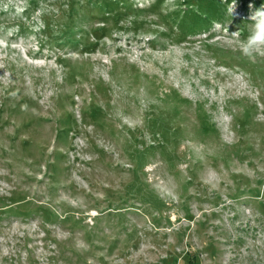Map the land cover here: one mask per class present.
Masks as SVG:
<instances>
[{"label": "rangeland", "instance_id": "obj_1", "mask_svg": "<svg viewBox=\"0 0 264 264\" xmlns=\"http://www.w3.org/2000/svg\"><path fill=\"white\" fill-rule=\"evenodd\" d=\"M108 1L0 0V264H264V0Z\"/></svg>", "mask_w": 264, "mask_h": 264}, {"label": "trees", "instance_id": "obj_2", "mask_svg": "<svg viewBox=\"0 0 264 264\" xmlns=\"http://www.w3.org/2000/svg\"><path fill=\"white\" fill-rule=\"evenodd\" d=\"M231 0H229L228 2H230ZM117 2H120V0H112V1H108L107 2V5L109 6V4H111V5H113V4H115V3H117ZM190 2V1H189ZM119 4H123L124 6H126V4H125V1L124 2H121V3H119ZM110 7V6H109ZM112 7V6H111ZM204 15H206V13H204ZM196 16H198V17H200V18H202L201 20H199V21H202V20H206V18H203V16L201 17L200 16V13H197L196 14ZM101 27H103V26H100V28ZM68 39V38H67Z\"/></svg>", "mask_w": 264, "mask_h": 264}]
</instances>
